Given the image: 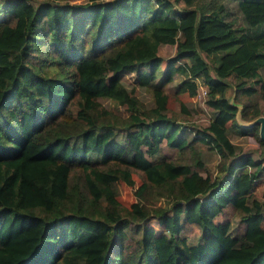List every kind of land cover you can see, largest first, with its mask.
I'll list each match as a JSON object with an SVG mask.
<instances>
[{
    "label": "trees",
    "instance_id": "16d2710c",
    "mask_svg": "<svg viewBox=\"0 0 264 264\" xmlns=\"http://www.w3.org/2000/svg\"><path fill=\"white\" fill-rule=\"evenodd\" d=\"M224 1L0 0V264H264V191L252 189L264 138L240 149L226 123L264 118V0H234L240 25ZM162 42L173 44L164 59ZM234 46L247 54L231 61ZM177 74L176 92H194L196 79L206 87L203 140L169 111L174 91L149 84ZM136 86L151 97L141 110ZM193 142L216 153L214 172ZM131 170L142 180L123 208L115 183L132 184ZM147 190L167 203H145ZM226 207L235 226L214 219Z\"/></svg>",
    "mask_w": 264,
    "mask_h": 264
},
{
    "label": "rangeland",
    "instance_id": "374dc122",
    "mask_svg": "<svg viewBox=\"0 0 264 264\" xmlns=\"http://www.w3.org/2000/svg\"><path fill=\"white\" fill-rule=\"evenodd\" d=\"M32 3H35L38 0H29ZM69 1H81V0H69ZM226 8L231 11V14L233 16V25H240L244 24V18L242 16V13L240 12L236 2L234 0H225L224 1ZM173 51V44L168 42H162L158 44L157 52L162 56V58L170 55ZM232 58L231 61L239 60L243 58L247 51L243 49L240 46H234L231 50ZM163 58V59H164ZM208 63L211 64V57L205 56ZM161 59L158 65V70L162 69L164 67L165 61ZM259 72L261 74H264V66L263 68L259 69ZM162 76H157L151 82L150 85H158L162 84L163 87L166 89V91H174V97H172L168 101V109L173 114L176 119L181 122L185 123L187 126H185L186 132H184V135L186 137H189L191 134H195V128L194 126L198 127V137L201 139V127L206 123L208 120L209 115L211 114V107L206 105L204 102V99L206 97V93L200 92V87H205V85L198 79H196V88L194 89V92L190 93L189 90H182L179 92H176L173 88L176 82L179 81V79L182 77L181 74H177L173 77V79L170 82L165 83L162 78ZM121 80L129 86L130 84L134 83V74L133 71H123L121 73ZM218 89H221L222 86H216ZM224 88V92L227 96L231 95V85L229 84ZM135 93L137 95V98L141 101L143 104L141 109H144L145 107H148L151 104V97L149 90L142 86H136ZM99 101L101 104L105 106H115V103H113L111 100L107 98H99ZM119 109H122V106L117 105ZM261 115H257L254 118L246 121L239 119L238 117H235L232 119V123L230 120H228L226 123L228 125V135L231 141L235 142L239 148H249V147H255L257 146V139L255 136V133L261 137V134L264 135V122L261 121L258 117ZM256 119V122L252 121ZM233 120L237 123L244 125V124H255L256 127L253 130H249L245 133L240 132L238 129H235V126L233 124ZM255 130V131H254ZM204 136V135H202ZM203 140V139H201ZM210 141V140H209ZM192 147L194 149H198L199 153L198 156L200 158V162H202L204 165H206L212 172L215 170V162L217 160L216 153L209 149V147H205V145L198 144V142H193ZM161 153L168 154L170 156L176 155L177 152L171 151L170 149L162 146L160 149ZM191 152L190 149H185L183 153L188 155ZM248 168V169H247ZM245 172H240V178H239V187H246L252 179L249 169L250 166H247ZM131 177H132V184H127L122 180H118L115 183V197L119 203V205L123 208H128L130 202L135 199V194L133 192L134 187L142 180L141 173L138 170H131ZM259 179H261V183L259 185H253L252 189L256 191L255 196L256 198H259V193L261 191H264V176H261ZM257 180V179H256ZM254 181V180H253ZM150 192H154L150 193ZM142 201L149 205H156V204H166L167 199L160 194H157L155 190H147L146 194L144 195ZM147 205V206H149ZM215 220H222V219H228L230 221L231 226H235L238 216L237 214L231 209V208H224L222 211H220L218 214L214 216ZM147 222L153 225L156 231L161 230L162 227L159 225V223L156 221L155 217H150L147 219ZM182 233L191 241H194L198 235V227L195 224H187L184 225L182 228Z\"/></svg>",
    "mask_w": 264,
    "mask_h": 264
},
{
    "label": "water",
    "instance_id": "95a60500",
    "mask_svg": "<svg viewBox=\"0 0 264 264\" xmlns=\"http://www.w3.org/2000/svg\"><path fill=\"white\" fill-rule=\"evenodd\" d=\"M259 119H261L262 122H264V118L262 116H259L258 117ZM253 122L255 121L256 122V119L252 120ZM261 137L264 138V135L261 134Z\"/></svg>",
    "mask_w": 264,
    "mask_h": 264
},
{
    "label": "built area",
    "instance_id": "2783aa9c",
    "mask_svg": "<svg viewBox=\"0 0 264 264\" xmlns=\"http://www.w3.org/2000/svg\"><path fill=\"white\" fill-rule=\"evenodd\" d=\"M205 90H206V89H205L204 87H200V92H201V93H204Z\"/></svg>",
    "mask_w": 264,
    "mask_h": 264
}]
</instances>
